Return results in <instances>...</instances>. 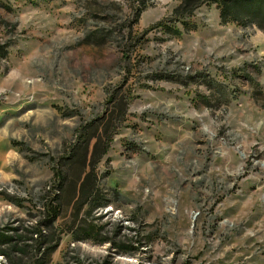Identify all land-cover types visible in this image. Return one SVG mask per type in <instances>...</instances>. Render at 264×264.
<instances>
[{
    "label": "rangeland",
    "instance_id": "1",
    "mask_svg": "<svg viewBox=\"0 0 264 264\" xmlns=\"http://www.w3.org/2000/svg\"><path fill=\"white\" fill-rule=\"evenodd\" d=\"M179 4L0 0V264H264V33Z\"/></svg>",
    "mask_w": 264,
    "mask_h": 264
},
{
    "label": "trees",
    "instance_id": "2",
    "mask_svg": "<svg viewBox=\"0 0 264 264\" xmlns=\"http://www.w3.org/2000/svg\"><path fill=\"white\" fill-rule=\"evenodd\" d=\"M204 4H214L216 6L223 25L231 22L241 27L255 26L264 33V0H180V4L174 10L173 15L175 17L190 15ZM4 49L3 46H0L1 58L7 56ZM95 154L96 151L93 152V156ZM90 178L91 174L88 173L81 181L78 191L79 198L91 193V185H88ZM50 209L52 217L58 215L56 209L52 210L51 207Z\"/></svg>",
    "mask_w": 264,
    "mask_h": 264
}]
</instances>
